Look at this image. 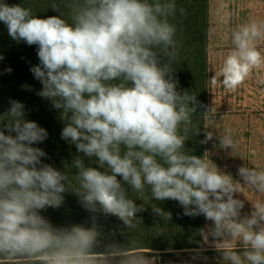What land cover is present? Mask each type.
<instances>
[{"label": "clouds", "instance_id": "1", "mask_svg": "<svg viewBox=\"0 0 264 264\" xmlns=\"http://www.w3.org/2000/svg\"><path fill=\"white\" fill-rule=\"evenodd\" d=\"M50 7L59 15L40 18L0 0V22L12 40L37 46L39 63L29 69L42 85L37 95L59 110L61 139L82 156L71 162L75 175L43 163L46 153L34 145L47 138L46 129L25 119L22 102L9 100L0 119L6 121L0 128V262L155 264L133 239L106 242L97 214L134 231L146 205L136 200H173L185 216L208 222L194 258L207 260L206 245L226 264H264V168L238 166L234 179L209 153L185 149L190 134L200 131L194 113L204 107L196 94L178 90L174 75L180 46L174 21L185 10L176 0H59ZM219 8L228 4L221 0ZM231 15L219 19L227 24ZM229 37L231 48L209 81L235 92L264 68V19L242 20ZM256 82L264 85V77ZM215 114L208 107L200 116L211 121ZM213 137L206 131L200 143ZM216 139L220 149L237 147L232 128ZM244 190L257 198H239ZM69 191L90 213V226H54L41 214L60 208ZM151 207L170 219L157 203Z\"/></svg>", "mask_w": 264, "mask_h": 264}, {"label": "trees", "instance_id": "2", "mask_svg": "<svg viewBox=\"0 0 264 264\" xmlns=\"http://www.w3.org/2000/svg\"><path fill=\"white\" fill-rule=\"evenodd\" d=\"M8 5H22L29 7L40 18L59 15L50 5L59 0H3ZM177 8L185 10L184 15L177 12L175 23L178 27L177 38L180 42L179 55L173 66L175 78L178 80V90L196 94L197 101L204 107H198L194 113V120L200 127L197 135H191L185 142V149L190 154L202 156L206 132V120L200 116L206 111V93L208 90V25L209 0H176ZM0 89L5 88L3 99L9 103L10 99L22 102L25 105V119L35 121L46 129L48 136L39 144L34 145L46 153L42 162L50 164L60 171L75 175L77 170L71 167L73 158L77 155L74 145L61 139V132L65 122L60 119V112L49 100L41 98L37 93L42 85L30 72V67L39 63L37 46L27 45L23 41L16 42L10 38L7 27L0 22ZM11 68V72L5 71ZM9 81L10 85L5 81ZM22 85L31 87V91L22 88ZM86 163L95 166V161ZM119 179V177H118ZM125 187H127L125 185ZM130 198L138 199L135 193L128 189ZM64 195V203L58 209L47 208L41 214L54 226L82 224L86 221L90 226V213L78 202V198L71 192ZM137 204L145 203V210L137 213L141 223L133 230H127L116 217L98 215V224L108 239H114L120 244H128L131 239L136 241L143 251L149 255H168L173 253H194L200 247L202 237L200 232L203 226V216L189 217L183 214V208L178 202L166 200L163 202L136 200ZM157 203L164 212L170 213V219L156 215L151 205ZM114 234V235H113ZM161 255V256H162ZM2 263V262H1Z\"/></svg>", "mask_w": 264, "mask_h": 264}, {"label": "rangeland", "instance_id": "3", "mask_svg": "<svg viewBox=\"0 0 264 264\" xmlns=\"http://www.w3.org/2000/svg\"><path fill=\"white\" fill-rule=\"evenodd\" d=\"M228 8L221 10V0H209V25H208V79L221 67L223 58L231 48L229 32L242 20L252 18L264 19V0H224ZM231 13L227 24L222 23L219 16ZM264 47V45H261ZM264 77V68L254 71L249 79L235 92L226 91L221 84L212 85L209 81L206 93V109L216 110L215 118L206 120V131L214 133L213 140L204 144V153H209V159L217 167L230 173L234 179L237 176L238 166L247 165L264 168V85H258L257 77ZM10 85L9 81H5ZM5 88L0 89V119H5L4 114L10 104L3 99ZM3 95V96H2ZM6 121H0V128ZM233 129V138L237 142L234 151L223 150L218 147L216 136H222L224 129ZM243 158V159H241ZM249 202L257 197L251 190H244L239 196ZM251 206L246 201L244 211H250ZM207 221L203 217L205 228ZM202 237V236H201ZM203 243V240H202ZM155 254V264H226L221 260L220 254L205 245L202 258H194V253H173L168 255ZM0 264H2L0 262Z\"/></svg>", "mask_w": 264, "mask_h": 264}]
</instances>
